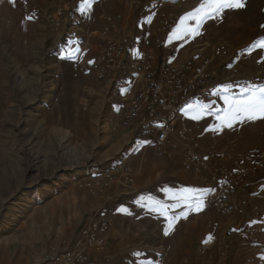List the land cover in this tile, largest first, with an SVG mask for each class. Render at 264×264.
<instances>
[{
	"label": "crops",
	"instance_id": "obj_1",
	"mask_svg": "<svg viewBox=\"0 0 264 264\" xmlns=\"http://www.w3.org/2000/svg\"><path fill=\"white\" fill-rule=\"evenodd\" d=\"M142 1L139 7L134 6L132 0H77L73 5H65L69 27L62 31L63 34L46 30L43 20L36 24L39 32L43 33L37 50L41 53L43 48L46 49V42L47 50L49 45L55 49L52 58L56 61L55 65L40 67L44 80L50 84V92L45 91L39 96L38 105L43 107L41 112L55 114L58 120L68 123L71 134L78 137L74 150L78 154L77 161H93L86 165L87 174L120 162L132 166L135 171L136 186L133 190L114 187L101 198L84 196L87 197L86 203L77 194L76 197L71 195L73 201L82 200V211L73 224L62 225L53 241L47 244L62 250L78 238V231L86 220L94 215L106 217L112 221L113 227L106 236L107 249L101 254L92 253L97 264L100 260L103 264H112L115 259H118L117 264L190 263L193 259L205 258V249L212 234L199 222L204 211L209 213L204 205V179L183 170L181 150L173 160L157 157L152 146L151 125L140 120L128 122L125 118L126 101L134 95L139 84L138 77L134 76L133 63L143 53L159 51L172 63L195 60L218 69L220 64L215 59L221 38L236 32V38L231 41L236 47L254 40L238 35L239 29L254 33L255 25L249 23L248 6L224 10L219 17L205 19L196 34L200 17L189 14L199 8L203 0ZM58 3L59 0L50 2L47 12ZM162 10L175 11L181 19L184 18L183 23L180 21L175 29L160 32L159 14ZM43 15L45 18L46 14ZM200 15L203 16L204 12ZM106 16L116 18L118 28L131 34L133 44L116 67L104 69L101 65L96 66V71L103 73L100 79L96 71L88 69L86 64L95 61L102 45L101 31ZM234 55L238 53L235 51ZM231 84L219 77L213 81L212 101H192L184 111L186 122L198 123L202 128L199 139L205 157L214 151L264 149V133L261 140H250L244 147H238V136L232 131L247 122L235 123L233 128L227 127L225 131L214 128L217 122L214 111L224 104L222 96L239 90L238 83L235 86ZM203 103L205 106L201 105ZM201 110L203 112L198 114ZM202 117L209 122L210 129L203 127ZM254 122L264 130V120ZM189 189L196 191L189 192ZM193 195L203 198V207L199 211L186 207L185 198ZM252 196L256 197V193L252 192ZM86 208L91 213L88 219L83 220L81 216ZM142 219H146L145 225ZM214 222L220 231L221 225L217 220ZM234 228L229 227V233H233ZM201 250L204 251L202 254ZM191 254L195 258L190 257Z\"/></svg>",
	"mask_w": 264,
	"mask_h": 264
},
{
	"label": "rangeland",
	"instance_id": "obj_2",
	"mask_svg": "<svg viewBox=\"0 0 264 264\" xmlns=\"http://www.w3.org/2000/svg\"><path fill=\"white\" fill-rule=\"evenodd\" d=\"M54 1L0 0V264H40L44 257L73 247L75 241L59 251L47 244L53 241L62 225L73 224L82 211V200L87 202L84 196L101 198L110 192L94 196L87 188L79 186L78 180L84 179L89 172L85 170L86 165L93 161H77L76 134H71L68 123L58 120L55 114L41 112L43 107L38 105L40 94L50 92L49 81L44 80L40 67L55 65L56 61L52 58L55 49L49 45L47 50L46 42V49L41 53L37 50L43 33L36 24L43 20L46 30L54 31L47 23V16L59 4L47 12V6ZM242 2L249 7L252 21L249 23L255 26L253 34L239 29L238 35L254 40L236 47L231 42L236 32L221 38L215 59L220 67H208L216 72L214 81L220 77L231 82L230 86L239 84V90L228 92L229 96L237 98L242 87L264 83V48L259 46L264 41V0ZM68 27L67 22L65 27L54 32L63 34ZM235 51L238 55L232 56ZM190 103L182 110H187ZM226 109L224 102L214 111L217 114L214 128L219 131L227 128L224 123ZM200 121L203 127L211 128L203 117ZM262 127L251 121L232 131L238 136V147H244L250 140H261ZM135 182L134 171V183L125 188L133 190ZM247 188L250 190L246 192L247 206L234 217L219 221L214 213L204 211L199 222L204 230L212 232L205 258L184 264H264V175L255 182L250 181ZM252 192L256 197H251ZM76 194L83 198L81 202L73 201ZM83 211L81 217L86 220L91 212L89 208ZM215 220L222 227L220 231ZM211 221L214 225L210 228ZM142 222L145 225L147 221L142 219ZM233 226V233H229V227ZM64 236L67 237V233ZM203 252L201 250L200 254ZM117 262L115 259L112 264ZM98 263L103 264L101 260Z\"/></svg>",
	"mask_w": 264,
	"mask_h": 264
},
{
	"label": "built area",
	"instance_id": "obj_3",
	"mask_svg": "<svg viewBox=\"0 0 264 264\" xmlns=\"http://www.w3.org/2000/svg\"><path fill=\"white\" fill-rule=\"evenodd\" d=\"M76 2L61 0L53 13L47 16L54 31L61 30L69 22L65 5ZM142 2L132 0L133 5L138 7ZM159 22L160 32L170 31L179 24L180 15L175 11L162 10ZM101 35L103 42L95 61L86 64L92 71H96L97 65L104 69L116 67L133 44L131 34L120 31L116 18L112 16L105 17ZM160 46L158 41L157 47ZM133 70L139 84L134 95L126 101V120H140L151 125L152 146L157 157L173 160L181 150L183 170L204 179L205 208L214 213L219 221L234 217L243 206H247L248 183L264 175V149L214 151L208 157L203 156L199 139L202 128L198 123L184 120L182 107L196 100L212 101L211 82L217 77L215 70L195 60L172 63L159 51L141 54L133 63ZM96 73L100 79L103 78V73ZM78 183L92 195L100 196L114 187L131 186L134 170L120 162L87 174ZM213 225V221L209 222L210 228ZM111 228L108 218L93 216L82 227L73 247L44 257L40 264H97L92 253L104 252L106 236Z\"/></svg>",
	"mask_w": 264,
	"mask_h": 264
},
{
	"label": "snow or ice",
	"instance_id": "obj_4",
	"mask_svg": "<svg viewBox=\"0 0 264 264\" xmlns=\"http://www.w3.org/2000/svg\"><path fill=\"white\" fill-rule=\"evenodd\" d=\"M244 7L242 0H203L200 7L190 13V16L200 17L197 22L195 33L198 34L199 27L203 21L209 17H219L224 10L241 9ZM208 9V11H205ZM204 15L201 16V12ZM184 18L181 19L183 23ZM187 34V33H186ZM264 48V41L259 45ZM225 104L227 105L225 126L229 129L233 128L235 123H245L255 121L257 119L264 120V85H248L240 89V96L224 95L222 96ZM189 192L196 190L189 189ZM186 207L190 210L199 211L203 207L202 196L193 195L185 198ZM171 221L169 227H171Z\"/></svg>",
	"mask_w": 264,
	"mask_h": 264
}]
</instances>
